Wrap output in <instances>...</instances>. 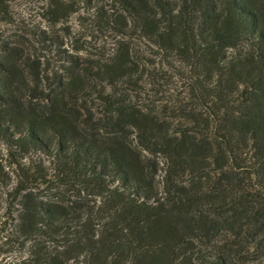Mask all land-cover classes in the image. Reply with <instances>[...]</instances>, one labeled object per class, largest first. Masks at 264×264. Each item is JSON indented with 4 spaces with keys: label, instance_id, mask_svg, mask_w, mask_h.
<instances>
[{
    "label": "trees",
    "instance_id": "16d2710c",
    "mask_svg": "<svg viewBox=\"0 0 264 264\" xmlns=\"http://www.w3.org/2000/svg\"><path fill=\"white\" fill-rule=\"evenodd\" d=\"M13 1L2 264H264V0H43L76 55Z\"/></svg>",
    "mask_w": 264,
    "mask_h": 264
},
{
    "label": "rangeland",
    "instance_id": "374dc122",
    "mask_svg": "<svg viewBox=\"0 0 264 264\" xmlns=\"http://www.w3.org/2000/svg\"><path fill=\"white\" fill-rule=\"evenodd\" d=\"M12 7L15 20L24 21L26 24L35 27L36 30L42 34L44 33L58 40L59 44H61L65 50L76 55L77 52L74 46H76V42L79 40L77 35L80 31H83L81 26L77 23L75 16L71 17L66 22L54 24L53 20L49 19V14L45 10L47 5L43 0H14ZM0 31L7 42H12V40H14L13 36L18 32V28L16 25L2 24L0 25ZM115 40L114 37L104 38L101 44H104L106 41L105 44L110 48L115 44ZM86 46H88V44H86ZM0 264H2V257H0Z\"/></svg>",
    "mask_w": 264,
    "mask_h": 264
}]
</instances>
